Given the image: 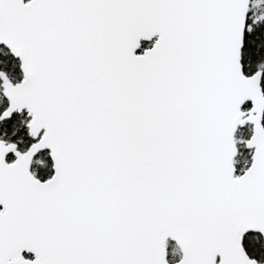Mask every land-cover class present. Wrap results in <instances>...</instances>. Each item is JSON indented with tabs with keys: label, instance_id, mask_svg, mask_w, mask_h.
I'll return each instance as SVG.
<instances>
[{
	"label": "snow or ice",
	"instance_id": "1",
	"mask_svg": "<svg viewBox=\"0 0 264 264\" xmlns=\"http://www.w3.org/2000/svg\"><path fill=\"white\" fill-rule=\"evenodd\" d=\"M257 7L0 0V264H264Z\"/></svg>",
	"mask_w": 264,
	"mask_h": 264
},
{
	"label": "rangeland",
	"instance_id": "2",
	"mask_svg": "<svg viewBox=\"0 0 264 264\" xmlns=\"http://www.w3.org/2000/svg\"><path fill=\"white\" fill-rule=\"evenodd\" d=\"M257 3H258V7L256 8V11L260 14H264V0H257ZM0 55H2V53H0ZM11 63H14V61H12L11 58L9 57L8 64H11ZM17 123H18V120H17ZM245 158H246V152H243L241 157L238 158L239 159V163L237 165L238 170L244 167Z\"/></svg>",
	"mask_w": 264,
	"mask_h": 264
},
{
	"label": "flooded vegetation",
	"instance_id": "3",
	"mask_svg": "<svg viewBox=\"0 0 264 264\" xmlns=\"http://www.w3.org/2000/svg\"><path fill=\"white\" fill-rule=\"evenodd\" d=\"M145 46H150V45L145 44ZM26 255H28V258H34L30 254H26Z\"/></svg>",
	"mask_w": 264,
	"mask_h": 264
},
{
	"label": "water",
	"instance_id": "4",
	"mask_svg": "<svg viewBox=\"0 0 264 264\" xmlns=\"http://www.w3.org/2000/svg\"><path fill=\"white\" fill-rule=\"evenodd\" d=\"M25 2H27V0H25Z\"/></svg>",
	"mask_w": 264,
	"mask_h": 264
}]
</instances>
